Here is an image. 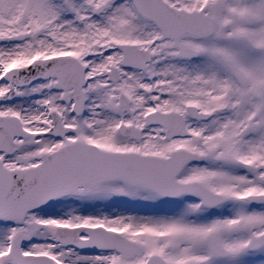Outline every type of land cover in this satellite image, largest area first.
Masks as SVG:
<instances>
[{
	"label": "snow or ice",
	"instance_id": "6c2138e0",
	"mask_svg": "<svg viewBox=\"0 0 264 264\" xmlns=\"http://www.w3.org/2000/svg\"><path fill=\"white\" fill-rule=\"evenodd\" d=\"M0 264H264V0H0Z\"/></svg>",
	"mask_w": 264,
	"mask_h": 264
}]
</instances>
